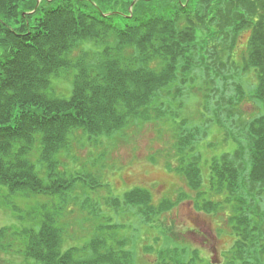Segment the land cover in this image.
Here are the masks:
<instances>
[{
	"label": "trees",
	"instance_id": "trees-1",
	"mask_svg": "<svg viewBox=\"0 0 264 264\" xmlns=\"http://www.w3.org/2000/svg\"><path fill=\"white\" fill-rule=\"evenodd\" d=\"M102 1L110 4L0 0V186L5 189L0 204L2 196L16 198L21 206L10 202L13 209L28 214L20 224L26 228L0 229V253L11 254L17 238L26 264H143L147 256L135 262L127 242L111 236L116 226L98 225L105 219L85 229L80 245L64 246L66 238H74L75 221L65 196L80 180L66 178L72 174L65 158L73 142L84 146L76 138L79 131L108 139L151 119L172 125L167 120L177 119L183 93L196 88L204 119L195 125L186 118L189 127L183 130L181 120L176 136L184 153L176 172L192 193L196 212L218 223L215 236L231 231L225 264H264V0ZM242 32L249 38L238 67L234 44ZM250 73L252 86L245 80ZM55 81L70 83L67 97L56 94ZM212 91L220 95L214 107ZM245 103L256 115L243 119ZM212 122L234 148L203 156L200 143ZM24 198L38 201L24 207ZM188 198L180 191L175 201L163 199L156 207L148 191L135 188L122 203L112 200L109 206L115 212L121 205L134 207L148 225ZM34 207L40 220L32 216ZM192 231L198 233L189 227L185 234ZM185 250L164 245L153 263L197 264V251L186 255Z\"/></svg>",
	"mask_w": 264,
	"mask_h": 264
},
{
	"label": "rangeland",
	"instance_id": "rangeland-1",
	"mask_svg": "<svg viewBox=\"0 0 264 264\" xmlns=\"http://www.w3.org/2000/svg\"><path fill=\"white\" fill-rule=\"evenodd\" d=\"M93 2L101 7L103 4H110L102 0H93ZM119 10L122 11L118 8L117 12ZM248 38V32H242L236 36L233 61L238 67H241L242 55L246 51ZM196 48L201 49L199 46ZM216 51H219L218 47ZM204 54L202 58L205 56ZM246 75V82L251 86L254 85V74ZM53 87L58 96L67 97L71 90L69 82L55 81ZM216 94L220 97L219 93L215 92L214 97L211 99V107L215 106ZM185 95L187 96L182 99L181 104L183 106L177 119L173 122L172 116L167 120L172 122V125L151 119L148 123L126 126L108 139L105 137L91 138L85 134L83 135L80 131L75 133L76 138L84 146L79 148V145L73 142L70 144L69 155L65 158L66 170L72 174L66 178L70 180L79 177L80 179L72 186L73 191L68 192L65 196L67 199L65 203H71L74 207L73 215L75 219V225H72V227L74 226L73 231L70 233L74 238H66L65 247L80 245L84 241L85 234L83 235V232L85 229L89 228V225L94 221L98 223L101 219H105V223L100 222L98 225H101V227L116 226L117 229L110 233L111 236L124 239L127 242L126 249L134 256L133 260L135 262L142 256H147L145 261L142 258L143 264H146V262L156 264L153 263V258L156 257L155 252L161 251L164 245L169 248H184L186 250L183 254L190 255L192 250L198 251L200 260L203 261L197 264H225L228 261L226 255L228 253L227 249L231 247L232 243L231 231L228 228L219 232L217 237L215 236V228L218 227V223L213 218L194 213L196 210L193 195L176 172L179 163H181L178 157H182L184 153L183 142L178 140L179 135L176 136L177 130L183 124L181 120H184L183 130L189 127L185 123L186 118L190 124L193 122L195 125H200L202 119H204L202 114L205 113L202 97L196 91V88L188 89L187 93L184 92L182 96ZM161 101L165 102L163 96ZM163 106L162 104L161 107ZM252 106L251 103H245L241 107L243 119L256 115L253 113ZM250 113L254 115L247 116ZM206 129L205 134H203V141L200 143L201 145L199 144L201 149L203 147L204 151L201 150L203 156H218L222 152H229L234 148L233 140L228 139L223 129L219 128L214 122ZM74 140L73 138L72 141ZM198 151L200 152V150ZM203 156L200 169L201 174L203 173L202 176L205 177L207 165ZM135 188L148 191L151 202L156 207L163 199H173L175 201L180 191L190 199L179 201L173 205L168 213L164 212L166 214L163 213L161 217L155 218L153 222H151L152 218L148 222V225L153 226L151 227L143 225L136 208L125 207L120 204L121 207L115 212L114 208L109 206L112 200H119L122 203L124 195ZM1 191L4 192L5 189L0 186V193ZM1 198L0 208L7 210V212L0 210V229L6 227L16 232L19 228H26L23 225L20 227V224L26 220L25 215L28 214L26 212L22 214L14 210L11 205L14 203L18 207L21 206L20 200L12 198L15 199L12 202L10 199L6 200L3 196ZM36 201L38 199H27L22 201V204L25 207L28 203L34 205ZM84 201L86 202L84 206L87 208L82 210L80 204ZM91 205L95 207L97 213L95 217H93ZM34 209L35 214L32 216L38 219L39 208L34 207ZM14 216L24 219L18 220ZM201 220L205 222L202 223ZM30 222L35 223L36 220ZM219 223L220 225L223 224L222 222ZM27 224H29V221ZM189 227L196 228L200 231V234L196 232L195 234H185L186 229ZM222 227L223 225H221ZM16 240L14 251L12 250L11 254L10 252L0 253V264H26L17 251L21 241L17 238ZM146 249H149L147 253H145ZM27 264H34V261L27 260Z\"/></svg>",
	"mask_w": 264,
	"mask_h": 264
}]
</instances>
